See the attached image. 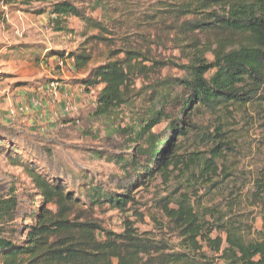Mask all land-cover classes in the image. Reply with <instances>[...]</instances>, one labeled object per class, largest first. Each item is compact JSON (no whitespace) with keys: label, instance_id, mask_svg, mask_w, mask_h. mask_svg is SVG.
I'll list each match as a JSON object with an SVG mask.
<instances>
[{"label":"trees","instance_id":"trees-1","mask_svg":"<svg viewBox=\"0 0 264 264\" xmlns=\"http://www.w3.org/2000/svg\"><path fill=\"white\" fill-rule=\"evenodd\" d=\"M43 1L49 8L39 14L53 32L62 33L76 18L96 33L71 52L37 45L31 60L69 62L74 73H85L78 84L87 94L102 87L96 115L109 116L118 107L104 93L133 90L141 82L131 124L116 130L128 135L131 152H90L127 178L109 189L83 170L70 182L42 166L28 136L0 123V153L34 191L25 199L14 191L0 196V264H264V168L239 178L229 162L237 154L235 115L264 104V0H148L152 10L121 36L115 20L112 30L70 0ZM101 1L94 0L96 7ZM167 45L184 63L157 59L153 48ZM100 46L108 50L105 60L87 70ZM166 67L182 75L161 77ZM206 115L215 122L204 128L198 119ZM156 178L175 186L155 201L162 221L153 223L177 244L139 232L129 218L114 232L96 217L108 208L142 220L131 194Z\"/></svg>","mask_w":264,"mask_h":264},{"label":"rangeland","instance_id":"rangeland-1","mask_svg":"<svg viewBox=\"0 0 264 264\" xmlns=\"http://www.w3.org/2000/svg\"><path fill=\"white\" fill-rule=\"evenodd\" d=\"M70 1L87 16L102 21L112 30L115 20L116 32L120 36L125 32H131L138 16L151 11V4L154 3L148 0H102L101 7H96L94 0ZM47 8L49 6L43 0L31 2L29 5L7 4V0H0V93L9 88L37 90L40 86H48L51 82L67 85L70 92L66 107L76 108L79 117L74 120V125L67 129L61 127L58 131L41 132L40 128H35L36 135L29 137L35 142L31 145L34 148L33 153L38 156L43 167L60 177L67 178L70 182L72 175H79L85 170L91 175L92 180H97L98 183L112 189L121 178L122 181L126 180V174L124 175L105 157L92 159L93 155L90 152L97 151L105 153L106 156L131 152H127V149L131 147L128 135L118 134L116 130L125 129L131 124L130 111L138 104V101L132 97L141 87V82L137 81L133 90L128 88L112 95L104 93L116 98L118 107L109 116L96 115V101L98 95L102 93V87L93 88L87 94L78 84V80L83 79L85 73H74L70 69L72 66L69 62L60 59H42L40 62L31 60V56L36 54L34 47L37 45H45L52 50L71 52L82 48L85 40L96 33L92 29L85 28L84 24L76 18L68 20L66 29L62 33L53 32L46 21L47 16L39 14ZM153 50V54L159 60L172 61L176 64L184 63L182 60L179 61L178 51L170 45L166 48H153ZM92 52L93 60L87 70L103 63L108 50L100 46L94 48ZM206 57L211 60L209 55ZM160 75L161 77H178L182 73L177 69L166 67L161 70ZM79 90L80 93H78ZM56 93L58 96V92ZM198 122L206 128L214 125L215 120L206 115L199 118ZM65 123H61L60 126H64ZM233 123L235 126L232 135L237 139V154L231 156L229 162L236 164L237 177L249 178L264 168V104L254 113L248 111L246 114L235 115ZM164 125L158 126L156 131L163 130ZM174 186L172 181L164 185L159 178H156L146 186L132 191L131 195L137 203L135 207L142 214V220L131 217V213L123 216L122 213L108 208L96 211V217L105 228L114 232H120L123 220L129 218L139 232H150L157 238L164 237L169 244L175 245L177 244L175 236L169 234L167 230L160 234L152 219L162 221L155 208V201L169 195ZM11 191L22 199L34 193L25 173L18 167L11 166L1 152L0 196ZM260 222L258 217L255 223L257 228L261 227Z\"/></svg>","mask_w":264,"mask_h":264},{"label":"crops","instance_id":"crops-1","mask_svg":"<svg viewBox=\"0 0 264 264\" xmlns=\"http://www.w3.org/2000/svg\"><path fill=\"white\" fill-rule=\"evenodd\" d=\"M57 87L58 96L57 93L52 96L47 85L37 90H4L0 93V123L30 138L36 135L35 128H40L41 132H54L61 127L67 129L73 126L79 113L68 111L66 107L70 91L63 83L57 84ZM61 123L65 125L60 126Z\"/></svg>","mask_w":264,"mask_h":264},{"label":"built area","instance_id":"built-area-1","mask_svg":"<svg viewBox=\"0 0 264 264\" xmlns=\"http://www.w3.org/2000/svg\"><path fill=\"white\" fill-rule=\"evenodd\" d=\"M48 88H49V93L52 95H55L58 87H57V84L55 82H51L48 85ZM68 111L76 112L77 109L72 107V106H69ZM11 115H14V113H11ZM42 131H44V130H42Z\"/></svg>","mask_w":264,"mask_h":264}]
</instances>
